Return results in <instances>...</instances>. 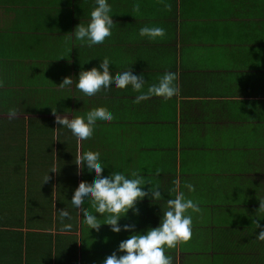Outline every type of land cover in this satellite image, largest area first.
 Listing matches in <instances>:
<instances>
[{
	"label": "crops",
	"instance_id": "obj_1",
	"mask_svg": "<svg viewBox=\"0 0 264 264\" xmlns=\"http://www.w3.org/2000/svg\"><path fill=\"white\" fill-rule=\"evenodd\" d=\"M108 3L111 36L89 47L70 32L87 23L94 0H0V264H102L127 238L106 224L89 229L71 204L73 189L95 179L77 174L75 157L86 151L100 155L102 175L135 171L161 189L120 225L155 227L176 191L198 205L190 238L166 250L172 264H262L253 222L264 227V0ZM142 26L164 35L141 37ZM104 57L110 75L129 66L142 75V91L173 72L177 92L138 103L130 87L85 97L76 77ZM65 76L73 84L58 87ZM96 107L113 119L80 142L52 112L71 118ZM63 208L70 220L61 221Z\"/></svg>",
	"mask_w": 264,
	"mask_h": 264
},
{
	"label": "clouds",
	"instance_id": "obj_2",
	"mask_svg": "<svg viewBox=\"0 0 264 264\" xmlns=\"http://www.w3.org/2000/svg\"><path fill=\"white\" fill-rule=\"evenodd\" d=\"M110 12L111 5L108 0H94V7L89 13L87 23L80 22L70 33L76 40L89 47L104 43L106 38L111 36L114 24ZM164 31L159 26H142L138 29V35L154 40L162 37ZM110 65L109 59L104 57L100 60L99 68L95 66L87 70L82 68L76 77L75 88L85 97H91L101 91L107 92L110 87L118 89L130 87L138 93L135 98L137 103L153 95L167 99L177 92L173 72H165L156 83L149 85L146 91H142L145 86L142 75L133 73L129 66L113 76L109 74ZM72 84L73 77L65 76L57 86L65 88ZM52 112L56 123L68 129L77 142L90 138L98 123L107 124L113 119L112 113L103 107L90 109L83 116L77 115L71 118L57 114L56 108H52ZM74 164L78 170L77 174L86 171L95 176L91 184L81 181L73 189L70 201L82 216V222L89 229L97 231L101 224H106L114 233H119L121 230L129 233L126 239L119 242L117 249L104 258L102 264H172V258L165 254L166 250L175 248L179 242L190 238L192 215L189 214V210L193 213L199 212L198 205L191 198L186 197L183 191H176L174 198L166 200V207L155 227H149L143 232L135 231L134 225H120L118 221L125 217L130 209L136 214L138 212L135 208L136 203L149 197V194L150 203H156L162 197L161 189L151 185L150 181L135 171L125 173L112 170L107 175H102L106 165L101 161L100 155L92 151L77 155ZM48 173L44 181L48 178ZM145 184H150V188L145 190L143 188ZM185 187L189 192L193 191L192 184L186 183ZM84 205H87L86 210L82 207ZM89 206L94 211L90 210ZM258 210H264V200H259ZM58 213L61 221L64 218L71 219L66 208L58 210ZM101 218L103 223L100 222ZM253 223L256 227H260L255 238L264 241V227ZM71 228V223H61V231H69Z\"/></svg>",
	"mask_w": 264,
	"mask_h": 264
},
{
	"label": "trees",
	"instance_id": "obj_3",
	"mask_svg": "<svg viewBox=\"0 0 264 264\" xmlns=\"http://www.w3.org/2000/svg\"><path fill=\"white\" fill-rule=\"evenodd\" d=\"M83 174H84V175H83L82 177L84 178V177H85V172H84V171H83ZM84 182H85V181H84ZM262 264H264V259H263V261H262Z\"/></svg>",
	"mask_w": 264,
	"mask_h": 264
}]
</instances>
